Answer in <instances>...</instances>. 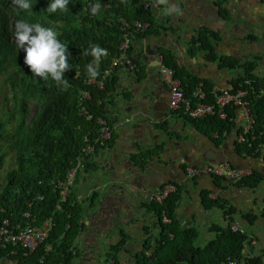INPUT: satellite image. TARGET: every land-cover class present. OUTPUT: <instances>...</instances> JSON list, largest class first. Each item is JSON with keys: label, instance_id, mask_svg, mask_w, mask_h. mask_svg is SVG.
Segmentation results:
<instances>
[{"label": "crops", "instance_id": "0c3cea01", "mask_svg": "<svg viewBox=\"0 0 264 264\" xmlns=\"http://www.w3.org/2000/svg\"><path fill=\"white\" fill-rule=\"evenodd\" d=\"M175 2L183 9L182 14L162 16L164 4L160 0L154 25H160V28L138 43L131 41L145 77L136 80L129 70H119L120 80L113 104L108 108V117L115 120L129 117L130 122L113 132L109 149L98 150L95 159L76 177L73 193H91L92 196L84 197V201L77 205L81 209L83 228L76 242L77 256L71 264H117L118 261L132 264L134 254L140 252L151 258L158 242L162 241L163 228L162 214L157 211L160 207L151 202L149 196L153 189L169 183L179 186L177 194L180 198L174 216L181 228L197 232L196 240L201 235L197 246L207 244L214 236L210 228L221 226L225 216H230L254 236L253 255L262 257L264 263V180L252 188L251 185L238 186L220 179L210 180L206 174L188 180L184 173L188 166L205 170L226 160L238 169L263 174L264 146L258 154L248 156L236 152L234 131L225 135L221 142L215 137L205 136L202 133L204 126L169 108L168 88L159 81L156 72L164 51L170 53L176 64L190 76L185 86L187 89L193 88V80L207 81L217 91L231 88L229 82L234 74L220 68L222 57L233 58L239 64L255 61L254 75L264 79V31L263 38L260 35L257 43L250 46L242 44L241 49L237 48L238 43L234 40L218 39L217 47L210 40L222 26L235 40L242 38L246 31L256 29L252 23L255 18L258 21V13L264 28V0H218L217 5L213 0L204 6L196 5L194 0ZM254 7L255 15L251 11ZM218 12L226 14V19H219ZM195 20L198 25L193 26ZM225 20L228 21L226 25ZM200 33L210 36L207 41L211 45L213 59H208L210 51L204 49L198 39ZM167 142L172 148L164 146ZM159 146L162 147L158 153L163 151V147L170 149L162 155L168 163L159 165L150 159L149 153L158 154L153 150ZM174 148L176 151L171 152ZM181 148H184L186 157L177 152ZM143 156H146L145 160ZM142 164L145 170L140 168ZM132 165L141 169L136 171L135 177H131L133 174L129 172ZM121 173L129 176V180L120 181L112 176ZM206 200L219 201L224 209ZM224 210H230L229 214H224ZM118 227L123 229L121 234ZM118 245L119 251H114ZM97 247L103 252L101 256ZM122 250L123 254L117 257ZM114 252L116 255L112 257ZM0 264L11 263L0 259Z\"/></svg>", "mask_w": 264, "mask_h": 264}, {"label": "trees", "instance_id": "16d2710c", "mask_svg": "<svg viewBox=\"0 0 264 264\" xmlns=\"http://www.w3.org/2000/svg\"><path fill=\"white\" fill-rule=\"evenodd\" d=\"M31 2L33 4L31 9L20 10L12 6L16 5L15 0H0V76L5 77L4 83L11 90V97L6 99V102H12L11 111H6L9 113L8 118L0 119V148L4 140L11 137L7 129L8 124L16 123L14 139L8 146L14 153L15 167L6 173L0 188V208L6 211L0 216L7 217L11 223H28L32 226H40L42 222L52 218L54 225L46 241V245L50 246L51 250L45 251L42 246L27 257H23L22 249L15 248V255H11L10 249H0V259L14 261V264H71L77 256V251L73 254L70 247L82 229L81 209L77 205L72 207L69 200L70 203L69 201L64 203L61 210H57V195L49 187V181L53 178L65 177L70 164L85 145L83 141L85 137L91 144L95 142L99 128L97 119L107 116V110L113 104L119 82L117 74L114 73L104 82V90L87 85L85 80L90 77L88 65L97 67L100 75L118 52L123 33L119 25L109 22V19L120 16L129 23L135 20L149 22L152 28L155 23L152 13L142 10L140 0H99L101 9L97 14H92L90 11L91 5L97 0H69L67 11L60 9L49 11L47 6L50 0H31ZM19 19L55 28L59 38L68 44L72 68L65 72V78L69 82L67 88L57 86L51 78L44 81L35 76L30 66L24 63L25 51L10 45L9 25L11 20L16 24ZM56 23L61 25L56 26ZM145 35V33H134L132 37L135 41H139ZM198 39L203 43L204 49L211 50L204 33H200ZM96 45L107 49V54L101 55L98 62L90 51ZM161 55L164 64L175 71L177 78H181L182 86L188 83L190 76L176 64L172 55L164 51ZM207 57L213 59V53L209 52ZM256 66L255 61L242 66L233 58L220 59V68L234 71L235 76L229 82L233 90L242 89L247 92L254 124L245 141L236 144V152L248 156L258 154L259 149L264 146V79L254 75ZM142 68L134 72L137 78L145 76ZM193 81L195 85L199 82V80ZM200 83L208 92L205 93V101L212 102L210 97L214 99V89L207 81L201 80ZM81 91L90 94V100L85 104L86 110L92 116L90 121L78 112L77 101ZM191 91L192 87L190 91L185 92L186 95L189 96ZM30 101L35 102L39 107L38 114L31 126L19 125ZM233 110V108L227 109L224 120L213 116L192 122L204 126L202 133L205 136L217 135V141L221 142L223 133L228 134L235 127ZM104 145L111 146L110 142ZM145 157L143 156L144 160ZM4 158L5 153L1 150L0 168L3 166ZM251 175L236 185L246 184L253 188L264 180V173L252 172ZM40 197L43 199L40 200ZM179 198L177 193L173 194L161 207L159 206L160 209L157 211L166 213L172 219V223L168 227L162 226L163 243L158 242L151 258H147L142 252L136 254L137 264H221L227 258L241 256L245 236L224 230L219 225L210 228L214 236L207 244L203 247L197 246L195 244L197 232L194 229L181 228L174 216ZM206 201L224 209V206L219 205V201ZM229 211L224 210L223 213L228 215ZM25 214L29 217L25 218ZM164 229L173 235V239H166ZM118 247L119 245L114 247V251H119ZM248 264L264 263L262 257L253 256Z\"/></svg>", "mask_w": 264, "mask_h": 264}, {"label": "clouds", "instance_id": "9594fccd", "mask_svg": "<svg viewBox=\"0 0 264 264\" xmlns=\"http://www.w3.org/2000/svg\"><path fill=\"white\" fill-rule=\"evenodd\" d=\"M154 1L157 4V8H149V9L145 10L142 0H140V5H141V8H142V10L144 12H148V13L151 12L152 13L153 19H154V23L156 25L155 13L160 9V5H159L160 0H154ZM162 2L164 4V7H163V9H162V11L160 13L162 16L180 15V14L183 13V9L179 7V5L175 2V0H162ZM15 4L16 5H12V6L14 8L18 7L20 10H27V9H31L33 7V4L31 2V0H15ZM68 4H69V0H50V3L48 4L47 8L49 9V11H56L57 9L67 11L68 10ZM100 9H101V4L99 3V0H97V2L95 4H92L91 7H90V11H91L92 14L99 13ZM219 9H220V7H219ZM108 21L116 23V24L119 25L120 31L123 33V40H122V42L120 43V45L118 47L117 54H115L111 58L108 67L102 72V74L99 75V71H98L97 67H94L92 64L88 65V72L90 74V77H88L85 80V83L87 85L94 86L98 90H104V82L107 79H109L112 76V74H114V73L117 74V76H118V78L120 80L119 70H121V69L129 70L130 73L134 74L136 80L143 79L145 76L143 78H137L135 73H134L138 68H142L143 66L137 60L136 53H135V48L131 44V41L134 42V43H138V42L142 41L144 38H146L150 32H154L155 28H156V30H157V28H160V25L157 26V27L153 26V28H152L151 23L142 22V21H139V20H135L132 23H129L125 18L120 17V16L115 18V19H112V20L109 19ZM14 22L15 21L11 20V23L9 25V31H10L9 43H10V45L17 46L18 49L22 48L25 51L26 54L24 56V63L26 65L30 66L31 71L33 72V74L35 76H38V77L42 78L44 81H47L49 78H51L57 84V86H63L64 88H67L69 86V82L65 78L66 77L65 76V72L72 68V65L70 64V61H69V57H71V54L68 51V44L65 43L64 41H62L59 38L58 31L55 28H53V27H46V26H44V25H42L40 23H30V22L25 21L24 19L17 20L16 24H14ZM137 24H139V25L140 24L141 25L148 24V27L145 28V29H138ZM55 25L56 26H60L61 24L56 23ZM134 33H136V34L145 33L146 35L141 40L135 41L133 39V37H132V35ZM124 43H127L126 44L127 48H126L125 53L122 51V49H120L122 44H124ZM90 51L94 54L95 59H96L97 62L100 60L101 55H106L107 54V49L101 48L99 45L94 46ZM121 56L125 57L126 60H129L130 63L129 64H125L124 63L122 65H118L117 67L116 66L112 67L114 59L120 58ZM160 59L161 60H160V63H159V69L156 71L158 73L159 81L166 88H168V86L160 79L159 71H160V68H162V67H166V68L171 69L174 72L173 77L179 83L180 89H181L184 97L189 99V97L192 95V93L196 89L197 85L200 84V81L198 83H196V85L194 84V86L192 88V91H191V94L189 96L186 95L185 92L186 91H190V89H187L185 87V86L188 85V83H185L182 86L181 78H177L176 75H175V71L172 68H170V67H168L167 65L164 64L163 56H161ZM241 65L243 66L244 64H241ZM106 70H108L109 73H108V75L105 76V78L103 80H101L100 77H102L104 75V72ZM230 71H232V70L230 69ZM232 73L234 74V71H232ZM99 81H101L102 87L98 86L99 85ZM231 89H233V88H231ZM203 91H204V93H208V92H206L205 88H203ZM168 93H169V100H168L169 108L174 110V111H176V112H178V113H180L183 118H185L187 120H192V121H197V120H201L203 118H206V117H201V118H198V119L191 118L190 116L185 114L184 110L181 108V105H180V107L178 109L171 108L170 105H169V102H170L169 88H168ZM210 99L212 100V102H214V99L212 97H210ZM89 100H90L89 92L81 91L79 93L77 106H78L79 114L81 116L86 117V119L90 121V120H92V116L88 113V111L86 110V106H85V104ZM29 104H34L35 108H36V110H35V112L33 113L32 116H29V113H28V105ZM228 108H232V107H227V109ZM227 109L225 110L226 115H227ZM38 110H39V107L37 106V104L35 102H32V101L28 102L26 110H25V113L23 114L22 121L19 123V125L23 124L24 126H31L34 118L38 114L37 113ZM107 112H108V110H107ZM216 117L218 119H220L217 115H216ZM99 119H103L106 122V124L111 128V136H110V139H108V140H102L100 138V128H101V126L98 123ZM111 120H113V122H110ZM220 120H224V119H220ZM129 122H130V118L129 117H126V118H123V119H119V120H115V118H109L108 114H107L106 117L97 119V125L99 126V128L97 130L98 131V137L96 138L95 142H93L91 144L89 139H87L85 137L84 140H83L85 145L82 147L81 151L79 152V155L74 159L73 163L70 164V167L67 170L65 177L63 179L53 178V179H51L49 181V187L51 188L53 193L57 195V200H58V203H57V206H56L57 210H61V206L64 203L61 204L60 206H58L59 205V193H60L59 191H61V189L56 188L57 192H54V187L55 186L52 184V182H54L56 185H59V184L63 183L65 180H67L66 177H67L68 171L76 166L77 158L80 156V154L83 151V149H85V147H87V146H92L94 148L93 151L90 152L89 155L83 157L82 166L79 169H77V171L75 173V176L73 178L72 184L69 186V193H68L66 202L71 200V203H70V201H69V203L73 207L74 205H78L79 203H82L84 201V197H87V198L91 197L92 196L91 193L88 194V195H84V194H81V193H77V194L73 193L72 188L75 185V181H76L77 175L80 172L85 170L86 165L91 160L95 159L96 153H97L98 150L105 151V150L109 149V147H107V145H104V144L107 143V142H111V139H112L114 131H116L118 128H120L121 126H123L124 124H127ZM9 124H12L13 130L11 132L9 131V135L11 137L9 139H7V140H4V142H3V144H2V146L0 148V151L3 150V152H5L4 149L6 148V146L10 145L12 140L14 139V131H15V128H16V123H14V122L11 123L10 122ZM115 125H117L116 128L114 127ZM234 126H235V124H234ZM7 129L9 130V126H8ZM234 129H235V127L232 129V131ZM225 135H227V134L223 133L222 138ZM213 137H215L216 140L218 139L217 135H213ZM85 139H87V141H85ZM236 142H237V140H236ZM238 143L239 142H237V144ZM96 145H99V146H96ZM100 146H101V148H100ZM98 147H99V149H98ZM150 154H153V153H149V155ZM224 161H226V160H224ZM218 163H220V162H218ZM215 164H217V163H215ZM188 167H194V166H188ZM188 167L185 168V171H184L185 176H186V169ZM194 168H199L201 170H204V169H202L200 167H194ZM199 176H197V177H199ZM186 178H187V176H186ZM195 178L196 177H193L191 179L187 178V179L188 180H193ZM208 178L210 180L219 179V178H211L209 176H208ZM230 183H232V182H230ZM169 184H174V183H169ZM233 184H237V183H233ZM175 185L177 186V190L173 194H176L178 192V188H179V186L177 184H175ZM152 191H151V193H152ZM79 194L82 196V200L81 201H78L76 199L77 195H79ZM173 194H171V195H173ZM42 199H43V197H42ZM42 199H40V200H42ZM153 203H155V202H153ZM155 204L159 205L160 207H161V205H163V204H158V203H155ZM162 213H164V212L161 211V214ZM164 214H166V213H164ZM166 216H167V214H166ZM168 218L170 219V217H168ZM49 219H52V218H49ZM160 221H161V224H162L163 227H168L172 223V219H170V224H167V225L163 224L162 223V216L160 217ZM80 224L82 225V228H83V222H82L81 219H80ZM67 228H68V226H67ZM164 234H166L165 237H166L167 240L173 239V235L169 234L165 229H164ZM169 235H171L172 238H169L168 237ZM79 237H80V234L77 236V238L74 240L72 246L70 247V250L73 252V254H74L75 251H77L78 243H76V242H78ZM7 249H10V247H7L6 249H2V250H7ZM10 263L14 264V261L13 262L10 261Z\"/></svg>", "mask_w": 264, "mask_h": 264}, {"label": "built area", "instance_id": "2783aa9c", "mask_svg": "<svg viewBox=\"0 0 264 264\" xmlns=\"http://www.w3.org/2000/svg\"><path fill=\"white\" fill-rule=\"evenodd\" d=\"M142 1L145 10L149 8H157V4L154 0ZM137 27L138 29H145L148 27V24H137ZM126 44L127 43L122 44L120 48L124 53L127 48ZM124 63L129 64L130 61L121 56L120 58L114 59L112 67H117L118 65H122ZM108 73L109 71L106 70L104 75L100 77L101 80H103L105 76L108 75ZM159 74L160 79L169 88V105L171 108L178 109L181 105V108L184 110L185 114L193 119H198L206 115H217L220 119H225V110L227 107H232L234 108L233 121L235 124V130L237 131V142L242 143L245 141L246 136L250 133V130L254 124L253 117L249 110V102L247 100L248 96L246 91L241 89H229L228 91H223L221 94L215 95L213 104H205L203 102L205 99V93L203 91L202 85L198 84L192 93V98L196 100L195 105H192L191 100L184 97L179 83L173 77L174 72L171 69L162 67L160 68ZM98 86L102 87L101 81H99ZM98 123L101 126L100 138L102 140L110 139L111 128L103 119H99ZM114 127L116 128L117 125ZM85 141H87V139H85ZM93 149L94 148L92 146H87L85 149H83L80 156L77 158L76 166L68 171L66 177L67 180L59 185H56L54 182H52V184L55 186L54 192H57L56 188L61 189V191H59L58 206L67 201L69 186L72 184L75 173L77 169L82 166L83 157L89 155ZM201 174H206L211 178H219L227 182L239 183L250 175V171L238 169L232 166L228 161L212 164L205 170L194 167H188L186 169V176L188 179L197 177ZM176 190L177 186L175 184H165L154 189L149 196V200L158 204H163L171 194L176 192ZM40 199H42V197ZM76 199L81 201L82 196L79 194L77 195ZM4 213H6L5 209L0 208V215ZM28 217L29 215L25 214V218ZM162 223L165 225L170 224V219L164 213H162ZM53 225L54 223L52 219H47L46 221L42 222L40 226H32L28 223H11L7 217L0 216V248L6 249L7 247L11 246V255L16 254V251L14 250L15 248L22 249L24 250L22 253L23 257H27L29 254H32L42 246L45 248V251H50L51 247L46 245V241L50 235V232L52 231ZM221 228L224 230H229L234 234L245 236L243 253L241 256L233 259L227 258L221 264H248L249 260L254 256L252 252L256 245L254 236L249 233L236 219L230 218V216L224 218L221 223ZM168 237L172 238L171 235ZM146 256L149 255L146 254Z\"/></svg>", "mask_w": 264, "mask_h": 264}, {"label": "water", "instance_id": "95a60500", "mask_svg": "<svg viewBox=\"0 0 264 264\" xmlns=\"http://www.w3.org/2000/svg\"><path fill=\"white\" fill-rule=\"evenodd\" d=\"M195 1V3H196V5H198V6H204V5H208V4H210V3H213V0H194ZM214 1H216V5H217V2H218V0H214ZM219 8V7H218ZM255 8L256 7H254L251 11H252V13L255 15L256 14V10H255ZM218 14V16H219V19H221L222 17H224L225 19H226V14H224V15H222L221 13H217ZM258 16H257V18H258V21L256 20V18H255V22H253L252 23V25H255L256 26V29H254V28H251L248 32L246 31V34H245V36H243L242 38H239V39H237V40H235V38L234 37H232L231 35H229V34H227L226 33V28H224V26H222V29L221 30H218V31H215L214 32V34L212 35L213 36V39H210L211 40V42H213V46L214 47H217V45H218V43H217V41L216 40H218V39H221V40H223V41H226V40H228V41H231V40H234L235 42H237L238 43V45H237V48L238 49H241L242 48V44H244V45H246V46H250L251 44H254V43H257V41H258V38H260V35H261V38H263V31H264V28L262 27V25H261V22H260V20H259V17H260V13H258L257 14ZM224 23H225V25L228 23V21L227 20H225L224 21ZM198 25V23L196 22V20L195 21H193L192 22V25L194 26V25ZM198 28H200L199 26H197ZM197 28V29H198ZM208 38H210V36L208 35ZM209 40V41H210ZM233 56V55H232ZM234 57V56H233ZM237 60H239V59H237ZM146 89H148V87H147V85H146ZM147 97H149V95L147 96ZM167 145H170V148H172V145L170 144V142H167V143H164V146H167ZM162 147V146H161ZM167 150H170L169 148H164L163 147V151L162 152H160V153H158V154H155V153H153V154H150L149 155V157H150V159L152 160H155V161H157L158 162V164L159 165H162L163 163H168V160H165V159H163L162 158V155L164 154V152L165 151H167ZM176 151V149L174 148L173 149V151H171V152H175ZM178 153L179 152H181L179 155L180 156H182L183 155V157H186V155H184V148H181V149H178V151H177ZM137 154V153H136ZM186 154V153H185ZM172 158H170L169 160H171ZM132 164V163H131ZM139 167V166H138ZM138 167H136V166H134V165H132L131 166V168H130V174L132 175L131 177H135V173H136V171H140L141 169L140 168H143V170H145L144 168H145V166L142 164V167H140V168H138ZM168 167V166H167ZM112 176H114V177H116L117 179H119L120 181H128L129 180V176H124V175H122V173L121 174H115V175H112ZM116 181V180H115ZM115 228H117V226H115ZM119 228V227H118ZM121 231H123V229L122 228H119V233L121 234ZM96 250L97 251H99L98 252V254L101 256L102 254H103V252L97 247L96 248ZM123 254V250L122 251H120L119 252V254H118V256L117 257H120V255H122ZM99 256V257H100Z\"/></svg>", "mask_w": 264, "mask_h": 264}, {"label": "rangeland", "instance_id": "374dc122", "mask_svg": "<svg viewBox=\"0 0 264 264\" xmlns=\"http://www.w3.org/2000/svg\"><path fill=\"white\" fill-rule=\"evenodd\" d=\"M4 79H5L4 76H0V119L6 120V118H8V115H9V113H7L6 111H8V112L11 111L12 102L11 101L6 102V99H8V98L10 99V97H11V90H10V87H8V85H6L4 83ZM231 88H229V89H231ZM229 89H226L225 91H228ZM35 110H36V108H35L34 104L28 105L29 116H32L33 113L35 112ZM8 126H9V131L11 132L13 130V126H12V124H9ZM0 145H1V142H0ZM8 146L9 145H7L6 148L4 149V150H6L4 152L5 153V159H4L3 167L0 168V188L2 186V183L4 181V177H5L6 173L15 167V156H14L13 151L10 150ZM75 189H76V187H75ZM216 223H218V220H216ZM200 239H201V235H199V240L197 239L195 241V244H199L198 241L200 242ZM136 254H134V256ZM111 255H112V257H114L116 255V252H114ZM115 262L116 261H114V263ZM118 262L119 263H117V264L123 263L122 261H118ZM125 264H129V263H125ZM132 264H136L135 258H133Z\"/></svg>", "mask_w": 264, "mask_h": 264}, {"label": "bare ground", "instance_id": "6f19581e", "mask_svg": "<svg viewBox=\"0 0 264 264\" xmlns=\"http://www.w3.org/2000/svg\"><path fill=\"white\" fill-rule=\"evenodd\" d=\"M202 85V84H201ZM202 88H203V85H202ZM223 91H217V90H214V96L215 95H218V94H221ZM189 99L191 100V104L192 105H195V103H196V100H194L193 98H192V95L189 97ZM206 100V94H205V99L203 100V102L205 103V104H213V102H206L205 101ZM213 116H216V115H206V116H204V117H213ZM234 132H235V134H236V130L234 129L233 130ZM235 138H236V140H237V134H236V136H235ZM233 166V165H232ZM248 171H250L249 169H248ZM252 173H251V171H250V175H251Z\"/></svg>", "mask_w": 264, "mask_h": 264}, {"label": "flooded vegetation", "instance_id": "af4514ba", "mask_svg": "<svg viewBox=\"0 0 264 264\" xmlns=\"http://www.w3.org/2000/svg\"><path fill=\"white\" fill-rule=\"evenodd\" d=\"M160 149H161V147L159 146V147H156V148L154 149V151H155V152H159Z\"/></svg>", "mask_w": 264, "mask_h": 264}]
</instances>
